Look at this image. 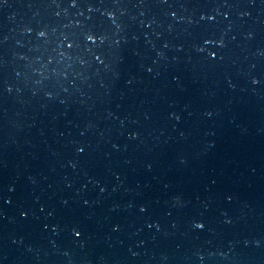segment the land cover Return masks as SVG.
<instances>
[{
	"label": "water",
	"instance_id": "obj_1",
	"mask_svg": "<svg viewBox=\"0 0 264 264\" xmlns=\"http://www.w3.org/2000/svg\"><path fill=\"white\" fill-rule=\"evenodd\" d=\"M89 7L0 0V264H264V0Z\"/></svg>",
	"mask_w": 264,
	"mask_h": 264
},
{
	"label": "snow or ice",
	"instance_id": "obj_2",
	"mask_svg": "<svg viewBox=\"0 0 264 264\" xmlns=\"http://www.w3.org/2000/svg\"><path fill=\"white\" fill-rule=\"evenodd\" d=\"M70 2L75 7V6L78 5V3L80 2V0H70ZM88 3L90 5L89 10H91L92 0H88ZM106 15H107V17L111 18L113 16V13L112 12H107ZM172 15L174 16L175 13L173 12ZM225 15H227V13H225ZM208 19L212 20V19H214V17L213 16H209ZM27 30L28 31H31L30 28L27 29ZM38 35L40 37H44L46 35V33H45V31H42L41 30V31L38 32ZM82 37H85L86 38V40H85L86 43H90L93 46L102 45L104 43V41L106 40V36L104 35V33L98 32V31H96V30H94L92 28H89L87 30H84L82 32ZM212 42L213 41L210 38H205L204 39V44H209V43H212ZM65 43H67L68 49H71L72 47L75 46V41L68 42L66 40ZM215 43L222 45L223 44V41L222 40H217V41H215ZM217 54L218 53L216 51H213L209 55L211 57H215ZM95 59L98 60V61H100L101 63L104 62V59H103V56L102 55H96L95 56ZM148 70L151 71L150 68ZM252 82L255 84V83H258L259 81L256 78H253V81ZM173 115H175V114H173ZM175 118L176 119H179L180 117L179 116H175ZM132 135H135V133H133ZM76 151L79 152V153L85 152L86 151V145L77 144L76 145ZM230 198L231 197H229V199ZM176 199L179 202V197H177ZM84 203L87 204L88 201L85 200ZM140 211L141 212L146 211L145 206L141 205L140 206ZM19 215L22 218H26L28 216V210L27 209H24V208H21L19 210ZM193 223H194L195 228H197V229H204L205 228V224H204L203 221H200L199 223H197V221H194ZM148 226L149 227H152L153 225L152 224H149ZM156 226L158 227V225H156ZM43 227L44 228H48L49 225L48 224H45V225H43ZM113 227H114V229H118L119 226L118 225H114ZM71 232H72L73 236L76 237V238L80 237L83 234L82 231L80 230V228L78 226H76V225H73L71 227ZM133 255H135V253H133Z\"/></svg>",
	"mask_w": 264,
	"mask_h": 264
}]
</instances>
